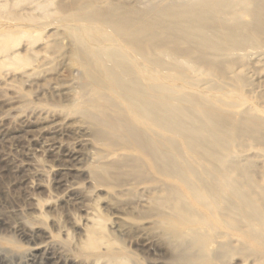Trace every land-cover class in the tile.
Returning <instances> with one entry per match:
<instances>
[{
  "label": "bare ground",
  "instance_id": "obj_1",
  "mask_svg": "<svg viewBox=\"0 0 264 264\" xmlns=\"http://www.w3.org/2000/svg\"><path fill=\"white\" fill-rule=\"evenodd\" d=\"M39 1L40 15L12 10L27 30L3 27L0 63L30 66V54L11 48L55 25L62 37L48 45L81 69L83 98L66 112L100 146L93 184L150 191L146 203L130 200L125 233L155 218L175 235V264H232L237 256L264 264V91L252 95L264 86V0H57L54 9ZM63 151L66 161L76 158ZM97 208L80 224L82 259L73 262L143 263L107 231Z\"/></svg>",
  "mask_w": 264,
  "mask_h": 264
},
{
  "label": "rangeland",
  "instance_id": "obj_2",
  "mask_svg": "<svg viewBox=\"0 0 264 264\" xmlns=\"http://www.w3.org/2000/svg\"><path fill=\"white\" fill-rule=\"evenodd\" d=\"M19 1L0 0L4 5V12L0 14V33L10 27L13 32L27 30L22 26L24 22L11 19L15 8L13 13L21 11L17 14L23 15H31V10L35 13L32 15L43 12L38 3L33 4L35 0L33 3ZM56 1L41 0L39 3L49 8L51 2L55 4ZM8 4L13 7H8ZM51 5L50 8L54 9L55 5ZM61 37L52 24L37 34L38 40L34 43L25 37L18 38L19 44L11 48V54H30L33 65L14 69L3 68L0 63V264H76L72 260L78 257L76 241L85 240L80 224L88 216L86 212H93L92 207H98L99 213L107 215V231H112V236H116L119 243L123 242L143 262L137 263L139 261L135 259V264H175V253L171 247L176 241L175 235L164 232L159 223H152L155 218L139 221L144 223L145 230L125 233L123 221L134 220L127 215V210L133 205L130 200L149 201L150 191L144 184L122 187L93 184L89 173L90 168L102 160L100 146L93 141L87 124L78 115L66 112L83 97L79 91L80 67L48 45ZM2 59L0 53V62ZM263 89L264 86L258 87L252 95L261 94ZM66 148L75 150L76 158L66 161L63 151ZM130 195L135 196L132 198ZM70 234L74 242L68 245ZM81 259L78 257L77 260ZM93 261L91 263L95 264ZM252 262L253 258L245 262L237 256L232 264Z\"/></svg>",
  "mask_w": 264,
  "mask_h": 264
}]
</instances>
